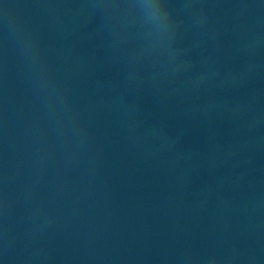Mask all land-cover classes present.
Segmentation results:
<instances>
[{
    "label": "water",
    "instance_id": "obj_1",
    "mask_svg": "<svg viewBox=\"0 0 264 264\" xmlns=\"http://www.w3.org/2000/svg\"><path fill=\"white\" fill-rule=\"evenodd\" d=\"M0 264H264V0H0Z\"/></svg>",
    "mask_w": 264,
    "mask_h": 264
}]
</instances>
